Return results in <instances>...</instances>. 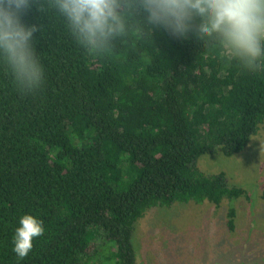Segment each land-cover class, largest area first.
<instances>
[{
	"label": "trees",
	"instance_id": "16d2710c",
	"mask_svg": "<svg viewBox=\"0 0 264 264\" xmlns=\"http://www.w3.org/2000/svg\"><path fill=\"white\" fill-rule=\"evenodd\" d=\"M27 19L44 26L47 79L22 96L0 72V264H140L134 233L149 209L245 194L198 164L242 152L261 130L264 73L163 30L89 55L59 19ZM24 213L45 233L20 259Z\"/></svg>",
	"mask_w": 264,
	"mask_h": 264
},
{
	"label": "clouds",
	"instance_id": "9594fccd",
	"mask_svg": "<svg viewBox=\"0 0 264 264\" xmlns=\"http://www.w3.org/2000/svg\"><path fill=\"white\" fill-rule=\"evenodd\" d=\"M33 9L61 21L86 54H105L118 43L152 38L163 30L177 39L216 47L246 72L264 73V0H0V72L22 96L38 94L47 70L36 47L43 25ZM45 233L34 213L19 217L12 250L26 257Z\"/></svg>",
	"mask_w": 264,
	"mask_h": 264
},
{
	"label": "rangeland",
	"instance_id": "374dc122",
	"mask_svg": "<svg viewBox=\"0 0 264 264\" xmlns=\"http://www.w3.org/2000/svg\"><path fill=\"white\" fill-rule=\"evenodd\" d=\"M198 165L207 174L225 172L245 194L220 205L192 201L149 209L134 233L139 263L264 264V124L242 152L215 151Z\"/></svg>",
	"mask_w": 264,
	"mask_h": 264
}]
</instances>
